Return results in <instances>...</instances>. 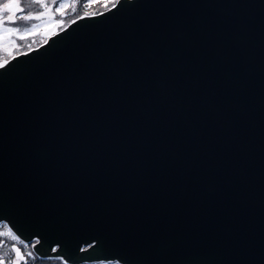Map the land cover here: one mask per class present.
<instances>
[{"label":"water","instance_id":"1","mask_svg":"<svg viewBox=\"0 0 264 264\" xmlns=\"http://www.w3.org/2000/svg\"><path fill=\"white\" fill-rule=\"evenodd\" d=\"M0 222L67 264H264V0H117L7 61Z\"/></svg>","mask_w":264,"mask_h":264},{"label":"rangeland","instance_id":"2","mask_svg":"<svg viewBox=\"0 0 264 264\" xmlns=\"http://www.w3.org/2000/svg\"><path fill=\"white\" fill-rule=\"evenodd\" d=\"M7 2L8 0H0V5ZM20 2L21 5L25 7L26 12L31 11L35 14L37 12L44 11L43 8L39 7V4H28L26 0H20ZM43 3L48 5L51 10V21L54 26L48 29H45L43 27V25L49 23V19L47 16L42 17L40 20L17 21L15 25H9L10 27L19 28L22 33L26 27L31 28L32 25H39L41 27L35 32V34L29 33L24 39H19L16 36H12L7 40H0V64H3L10 56L14 54L38 46L48 36L65 27L70 21H72L77 16L85 13L94 12L91 7H95L98 12L103 11L105 10V8L107 9L108 6H111L113 3H115V0H43ZM61 4L68 5V7L62 10V12L58 13L56 9L59 8ZM23 14L25 13H17V15ZM4 15H7V13H4ZM5 43H7V47H4ZM5 226L6 225L4 223H0V231H3ZM13 246L20 249L21 256L23 257V259L19 261V264H65L61 260H47L41 261L40 263H34V260L32 259L34 254L31 251L29 243L25 244L21 242L18 238L13 241L6 236H0V256H3L4 252L6 251L9 253V256L4 258V264H8L9 260H16L15 253L11 251ZM95 264L114 263L101 262Z\"/></svg>","mask_w":264,"mask_h":264},{"label":"snow or ice","instance_id":"3","mask_svg":"<svg viewBox=\"0 0 264 264\" xmlns=\"http://www.w3.org/2000/svg\"><path fill=\"white\" fill-rule=\"evenodd\" d=\"M28 4H39L40 8H43L44 11L33 13L31 11L25 10V7L21 5L20 0H8L7 3H4L0 5V40H7L8 38L12 36H16L19 39H24L29 33L35 34V32L41 27L39 25H32L31 28H25L23 33L21 30L17 27H10L9 25H15L17 21H31V20H40L42 17L47 16L49 19V23L43 25L45 29H48L53 25L51 21V15H50V8L48 5L43 3V0H26ZM68 5L61 4L59 8L56 9V11L62 12L65 8H67ZM4 13H7V15H4ZM17 13H25L23 15H17ZM7 43L4 44V47H7ZM0 67H4V64H0ZM0 236H6L9 239L15 241L16 236H14L5 226L3 231H0ZM12 252L16 255V260L12 261L9 260L8 264H19V261L23 259L21 256L20 249L16 248L15 246L11 249ZM9 253L6 251L4 252L3 256H0V264H4V258L8 257Z\"/></svg>","mask_w":264,"mask_h":264},{"label":"trees","instance_id":"4","mask_svg":"<svg viewBox=\"0 0 264 264\" xmlns=\"http://www.w3.org/2000/svg\"><path fill=\"white\" fill-rule=\"evenodd\" d=\"M108 7H110V6H108ZM108 7H107V8H108ZM91 9L94 10V12H91V13H98V11L96 10L95 7H91ZM105 9H106V8H105ZM99 12H100V11H99ZM85 14H89V13H85ZM33 260H34V261H43V260H39V259H36V258H34ZM49 260H50V259H49Z\"/></svg>","mask_w":264,"mask_h":264},{"label":"flooded vegetation","instance_id":"5","mask_svg":"<svg viewBox=\"0 0 264 264\" xmlns=\"http://www.w3.org/2000/svg\"><path fill=\"white\" fill-rule=\"evenodd\" d=\"M47 264H53V263H47Z\"/></svg>","mask_w":264,"mask_h":264}]
</instances>
